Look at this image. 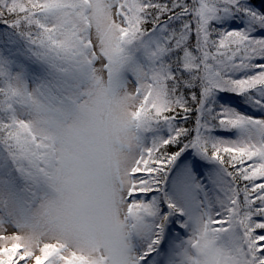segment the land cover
<instances>
[{
	"label": "snow or ice",
	"instance_id": "1",
	"mask_svg": "<svg viewBox=\"0 0 264 264\" xmlns=\"http://www.w3.org/2000/svg\"><path fill=\"white\" fill-rule=\"evenodd\" d=\"M0 264H264V0H0Z\"/></svg>",
	"mask_w": 264,
	"mask_h": 264
}]
</instances>
